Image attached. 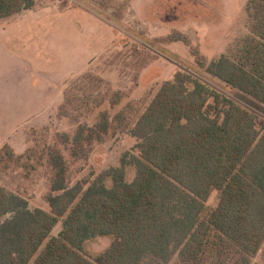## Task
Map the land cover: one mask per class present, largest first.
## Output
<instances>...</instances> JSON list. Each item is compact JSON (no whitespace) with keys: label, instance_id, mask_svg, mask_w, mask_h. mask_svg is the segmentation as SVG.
<instances>
[{"label":"trees","instance_id":"obj_1","mask_svg":"<svg viewBox=\"0 0 264 264\" xmlns=\"http://www.w3.org/2000/svg\"><path fill=\"white\" fill-rule=\"evenodd\" d=\"M251 4L261 10L252 35L237 55L223 54L206 71L264 104V0ZM35 6L36 0H0V19ZM170 39L188 42L180 32ZM122 98L115 92L111 104ZM130 126L127 109L80 125L70 149L76 160L111 130H129L136 140L137 153H125L91 182L71 185L69 162L57 147L46 148L39 165L28 156V175L41 160L51 167L50 211L31 209L25 197L0 187V264H143L152 257L167 264L177 253L197 264L221 244L238 251V264H251L264 244V127L256 114L178 71ZM15 154L6 144L0 160ZM214 192L217 205L208 208ZM102 236L113 237L110 246L90 255L85 242Z\"/></svg>","mask_w":264,"mask_h":264},{"label":"rangeland","instance_id":"obj_2","mask_svg":"<svg viewBox=\"0 0 264 264\" xmlns=\"http://www.w3.org/2000/svg\"><path fill=\"white\" fill-rule=\"evenodd\" d=\"M260 15L251 0H36L34 8L0 19V150L9 144L16 153L0 160V187L25 197L31 209L50 211L51 167L41 160L28 175L22 166L28 156L39 165L45 149L57 147L69 162L71 185L93 181L119 166L125 153H137L136 140L129 130H111L88 157L76 160L70 149L80 125L95 126L103 111L113 117L127 109L132 127L178 71L248 108L264 127L263 103L206 71L223 54H238ZM175 32L188 42L172 41ZM117 91L123 98L112 105ZM135 176L130 165L128 181ZM217 202L214 192L208 208ZM62 228L60 222L53 235ZM112 241L96 237L85 249L97 255ZM239 258L221 244L197 264H238ZM143 264L164 263L152 257ZM167 264L196 263L177 253ZM251 264H264V244Z\"/></svg>","mask_w":264,"mask_h":264},{"label":"crops","instance_id":"obj_3","mask_svg":"<svg viewBox=\"0 0 264 264\" xmlns=\"http://www.w3.org/2000/svg\"><path fill=\"white\" fill-rule=\"evenodd\" d=\"M29 10V9H28ZM24 11H27V10H24ZM24 11H22L21 13H23ZM21 13H19V14H21ZM18 15V14H17ZM16 16V15H15ZM14 17V16H13ZM12 18V17H11ZM8 19V18H7ZM10 19V18H9ZM150 25H152L153 26V24H150ZM153 27H155V26H153ZM84 51H86L85 49H84Z\"/></svg>","mask_w":264,"mask_h":264}]
</instances>
